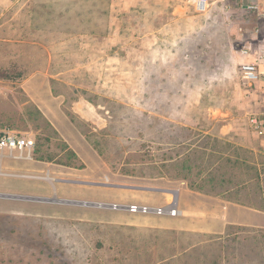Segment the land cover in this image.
Listing matches in <instances>:
<instances>
[{
  "label": "crops",
  "instance_id": "0c3cea01",
  "mask_svg": "<svg viewBox=\"0 0 264 264\" xmlns=\"http://www.w3.org/2000/svg\"><path fill=\"white\" fill-rule=\"evenodd\" d=\"M28 1L3 0L1 3H8L4 13L9 14L8 20L17 13L26 14L22 7L14 15L12 10ZM255 16L257 21L238 31L231 46L240 59L238 67L254 61L264 37V17ZM14 31L17 37H13ZM5 33L11 36L0 38L3 43L49 49L44 38L29 40L24 28L13 30L11 23L5 26ZM244 47H250L248 56L240 54ZM49 63L45 71L23 78L22 87L26 104L42 117L61 148L53 144L50 155L47 146L40 145L31 159H19L34 162L32 167L46 170V176L3 171V159H16L7 154L0 156V176L44 179L52 185L53 180L73 179L78 184L107 187L111 196L124 203L66 200L59 197L61 189L57 188L46 197L3 189L0 220L38 219L44 241L53 244L61 242L60 225L65 221L70 234L87 247L84 257L91 258V264H264V82L246 91L244 111L219 110L220 117L210 118L207 125L186 122L182 107L165 104L147 112L157 122L155 129L164 134L150 137L149 150L144 152L139 123H133L125 135L123 113L129 110L140 117L144 110L139 103L126 106L111 95L106 75L95 78L100 84L95 88L84 85L93 81L92 76L81 79L72 75L90 70L89 64L52 74ZM260 69L264 71V62ZM37 77L44 79L43 97L27 89V83ZM162 95L164 99L173 97L169 92ZM251 117L260 122L259 131L251 125ZM64 154L70 163L62 162ZM13 201H54L93 210L66 218H35L26 216L29 213L24 207L11 204ZM171 202L178 212L175 216L112 207L158 208Z\"/></svg>",
  "mask_w": 264,
  "mask_h": 264
},
{
  "label": "rangeland",
  "instance_id": "374dc122",
  "mask_svg": "<svg viewBox=\"0 0 264 264\" xmlns=\"http://www.w3.org/2000/svg\"><path fill=\"white\" fill-rule=\"evenodd\" d=\"M2 1L0 38L11 36L5 33V26L11 23L13 30L24 28V37L29 40L44 38L49 48H20L0 41V128L31 133L34 151L43 145L51 155L53 144L61 148L42 117L26 104L22 87L23 78L34 71H45L49 61L48 71L52 74L89 64L90 70L72 75L81 79L92 76L93 81L84 85L94 88L100 85L95 78L106 75L111 95L126 106L139 103L144 110L140 117L129 110L123 113L125 135L133 123H139L144 152L149 150L150 137L161 138L164 134L155 129L157 122L147 113L156 107H182L186 122L203 125L212 117H220L219 110L244 111L248 90L238 79L240 59L234 56L231 46L238 31L257 21L255 14L245 9L249 0H207L203 12L196 11L190 0H30L14 6L13 15L21 7L26 14L17 13L12 20L4 14L8 3ZM17 36L14 31L13 37ZM43 82L41 77L31 79L27 89L43 97ZM168 92L173 97L164 99L161 94ZM62 162H71L67 154ZM32 164L6 158L3 171L47 175L46 170H35ZM67 180L71 181L53 180L52 185L44 179L0 176V190L46 197L57 188L62 190H58L59 197L66 200L124 203L111 196L107 187ZM11 204L24 207L22 210L29 213L26 216L35 218H66L93 210L54 201ZM60 231L61 242L53 244L44 241L40 220L4 217L0 220V264H91V258L84 257L87 247L70 234L67 222H61Z\"/></svg>",
  "mask_w": 264,
  "mask_h": 264
},
{
  "label": "built area",
  "instance_id": "2783aa9c",
  "mask_svg": "<svg viewBox=\"0 0 264 264\" xmlns=\"http://www.w3.org/2000/svg\"><path fill=\"white\" fill-rule=\"evenodd\" d=\"M190 2L198 12L205 11L208 6L207 0H190ZM244 6L249 13L264 17V0L248 1ZM250 53V47H244L240 50V54L242 56H248ZM263 62L264 37L261 39L257 46L256 58L254 59V61L243 62L239 64V81L244 87H246L248 91L251 90L257 83L264 82V71L260 69V65ZM250 123L256 131H259L260 122L256 117H251ZM34 148L35 139L30 135V133H21L8 127L0 128V156L7 154L8 156H12L16 159H31V153ZM112 207H122L132 213H154L157 215L167 214L170 216H175L178 213L174 206V202L158 208L141 205H113Z\"/></svg>",
  "mask_w": 264,
  "mask_h": 264
},
{
  "label": "bare ground",
  "instance_id": "6f19581e",
  "mask_svg": "<svg viewBox=\"0 0 264 264\" xmlns=\"http://www.w3.org/2000/svg\"><path fill=\"white\" fill-rule=\"evenodd\" d=\"M86 113V112H85Z\"/></svg>",
  "mask_w": 264,
  "mask_h": 264
}]
</instances>
